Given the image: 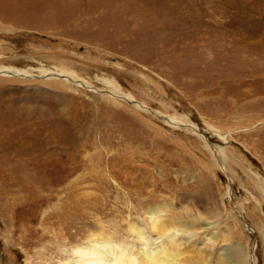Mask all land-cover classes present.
Wrapping results in <instances>:
<instances>
[{"label": "rangeland", "instance_id": "obj_1", "mask_svg": "<svg viewBox=\"0 0 264 264\" xmlns=\"http://www.w3.org/2000/svg\"><path fill=\"white\" fill-rule=\"evenodd\" d=\"M13 1L35 27L0 18V57L31 70L0 80V264H64L99 232L146 264L131 228L155 239L153 206L167 207V228L191 227L178 236L185 263L220 264L238 246L250 264L255 245L264 264L245 209L264 218V192L217 152L264 186V0ZM55 16L62 27L43 24ZM40 64L67 66L80 85L39 78ZM70 103L87 120L60 123L67 150L19 159L12 147L41 145Z\"/></svg>", "mask_w": 264, "mask_h": 264}, {"label": "bare ground", "instance_id": "obj_2", "mask_svg": "<svg viewBox=\"0 0 264 264\" xmlns=\"http://www.w3.org/2000/svg\"><path fill=\"white\" fill-rule=\"evenodd\" d=\"M9 1L6 3L0 4V5H4L3 7H0V18L2 19L4 17L5 19L8 17H12V19L17 20V25L19 24V25H26L27 27H35L34 25L31 24V22L33 21L27 20V18H26L27 22L26 20H24V17H25L24 15H25V12L27 11L26 10L24 12L23 10L25 4L22 6H19L15 4L13 0H9ZM57 12L59 11L57 10ZM58 18L60 17L55 16L52 19H48L43 24H46V25L52 24V25H55V27L57 26L60 28L63 26L62 24L65 21L63 20V18L62 19H58ZM38 70L40 74L39 78L41 79H47L48 81L49 80L50 81L60 80L62 81V83H66V84H71L73 82L75 84L79 83V80L77 81L78 75L74 71H72L70 68H68L67 66L56 68L55 69L56 71H53L49 69L48 67L40 64V67L38 68ZM30 71L31 70L28 68L26 69V68L18 67L15 63L10 62L9 59L0 57V80L2 81L3 80H13V79L15 80V79H20V78H28L29 77L28 74ZM104 82L110 86L113 92L119 95L124 94L122 93V90L119 88V86L115 84V82L108 80V79H105ZM85 86H88V85L85 84ZM124 98L129 99V97L127 98L124 97ZM132 100L133 99L130 98L129 101L133 102ZM81 109H82L81 105L70 103L68 104L67 107H65V111L63 115L64 117L62 116L59 117V122L53 121L50 124L48 122V124L50 125V132L43 139L41 145H39V142H38L39 140H32L33 137H27L26 140L29 143L22 145L20 148L18 146L12 147V149L15 148L14 151L15 152L18 151V153L20 154L19 159L26 161L27 165H35V163H38V161H41L38 159H42V161H44L42 153H46L47 151L49 152L50 150H52L54 148L52 147V145L57 144V147H59V150L60 149L62 151L67 150L68 146H67L66 141H69V140L65 136H60L61 129L59 128V125L62 122V124L65 126H75L77 130H80L78 129V125L81 123L82 120H87L86 118L85 119L80 118L79 113ZM1 116L4 117L5 119L13 117V115L9 113L8 114L5 113L4 116L3 115ZM166 119H167L168 124L172 126H175V127L180 126L182 128L184 127L186 128V130L193 131L194 133H198L197 132L198 128L195 125H192L191 123L190 124L184 123V121L181 118L169 117ZM47 142L50 143V145L47 144ZM261 145L263 147L262 152L264 154V145L263 143ZM64 146H67V147H64ZM60 147H64V148H60ZM217 152H218V155L220 156V163H221L220 165L223 164L222 167L225 166L227 169L230 170V172L233 173L232 171L233 169L231 170L232 165L233 164L239 165L244 170V172L253 179L259 191L264 192V186H263V183H260L261 182L260 178L258 177L253 178L251 175V172L248 171L245 167H243L241 162H239L237 158L233 155L234 153H232V151H230L228 148H220L219 150H217ZM245 209H246V214L248 218L252 220L253 225H255L256 229L258 230L262 246L264 247V218L261 216L260 208L255 207V206H253V208H249L246 206ZM163 211H167V207L153 206V207H149L147 210V213L151 216V222L149 223L150 230L157 235L155 239L147 240L145 238L144 232L139 230V228L135 226L131 228V232L135 234V236L141 242V245H144L141 251L142 252L141 255L143 259L147 262L146 264H150V263H153V264H184L186 261L183 259L184 254H183L182 249L180 248L181 246H183V244L181 243L182 241L181 238L178 236L179 235L182 236L183 233L189 234L191 236L192 234L190 231L191 227L187 226V224H184V223L183 224L175 223L173 225L174 227H171L170 229L167 228V221H162L160 217V214ZM92 235H93L92 238L89 240L87 244L82 245V246H77L76 248L72 247L73 249H71V252H72V255H74V258L72 259L69 258L68 260H65L64 264H141L137 257H134V255L132 254H127L121 248L116 247L113 244L114 242L111 238L105 237L100 232L99 234H92ZM232 250H233L232 256L231 257L225 256L224 258L221 259L220 264H248L247 261H248L249 255L247 254V252H245L246 250L244 251L238 246L233 247ZM263 260H264V257H263ZM206 262H207L206 264H208L207 260ZM185 264H188V263H185Z\"/></svg>", "mask_w": 264, "mask_h": 264}, {"label": "water", "instance_id": "obj_3", "mask_svg": "<svg viewBox=\"0 0 264 264\" xmlns=\"http://www.w3.org/2000/svg\"><path fill=\"white\" fill-rule=\"evenodd\" d=\"M254 246L255 245H253L252 246V248H251V250H250V256H251V262H250V264H255V258L253 257V251H254Z\"/></svg>", "mask_w": 264, "mask_h": 264}]
</instances>
